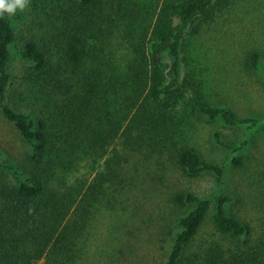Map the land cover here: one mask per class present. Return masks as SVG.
<instances>
[{"label": "trees", "instance_id": "1", "mask_svg": "<svg viewBox=\"0 0 264 264\" xmlns=\"http://www.w3.org/2000/svg\"><path fill=\"white\" fill-rule=\"evenodd\" d=\"M237 4L36 0L27 11L0 17V115L27 148L20 163L0 152V264L102 263L112 246L91 250L92 240L103 223L109 242L124 231L125 223L111 218L127 210L123 197L136 181L152 196L164 194L162 202L177 214L160 264H264V245H251L249 225L230 211L231 196L200 195L180 182L224 176L223 164L200 150L203 124L249 130L237 147L215 133L232 153L264 130L263 117H239L192 88L188 73L181 76L192 39ZM30 21L41 28H25ZM33 29L43 35H30L17 49L28 65L23 79L35 107L23 109L12 98L9 63L17 32ZM245 56L246 71L262 73L260 54ZM230 161L244 166L240 156ZM208 220L220 238L192 258Z\"/></svg>", "mask_w": 264, "mask_h": 264}, {"label": "rangeland", "instance_id": "2", "mask_svg": "<svg viewBox=\"0 0 264 264\" xmlns=\"http://www.w3.org/2000/svg\"><path fill=\"white\" fill-rule=\"evenodd\" d=\"M32 1L36 2L29 0L24 11L31 8ZM238 1L239 4L230 11L227 10L209 29H203L201 34L192 39L190 47H194L193 53L190 49L188 54H182L186 60L182 62L181 76L188 73L191 87L203 92L211 103L227 104L239 117L259 119L264 118V0ZM55 13L58 15L57 9H52V19ZM41 17H45L44 14ZM25 26L40 29L42 25L39 22L32 24L30 21ZM20 32L22 31L17 32L16 45L9 63L14 89L12 98L23 109L35 108L34 98L23 79L28 65L17 53V49L30 35H35L38 39L43 33L34 29L23 34ZM253 50L261 56L262 73L257 70L248 72L244 68L245 55L247 51ZM203 125L199 138L200 150L213 162L223 164L224 176L221 182L212 174L198 179L180 177L182 187L208 197L220 192L227 193L233 198L230 211L250 227L249 238L253 241L251 245L259 241L264 245V240H260L264 239V130L239 153H232L217 144L215 133L226 145L237 147L249 130L245 127L224 126L218 122ZM26 150V144L0 115L2 157L7 161L20 163ZM234 155L242 157L243 167L230 166ZM131 185L133 190L129 189L127 197H123L124 200L126 198L124 202L127 210L119 215L113 214L111 218L120 220L121 224L125 223L124 231L121 235L117 233V236L116 232H112V237L115 235L116 238L109 242L105 240L109 227L103 223L100 231L97 229L99 233L92 240L91 250L94 245L106 246L104 249L107 250V244H110L112 248L109 256L101 258L102 263L94 264H160L166 260L171 246L167 229L173 225L177 214L162 202L164 194L156 192L158 195L152 196L146 190L147 187L138 181ZM219 238L208 220L191 247V257L193 258V253L202 252L206 245ZM247 253L251 256L252 251L247 250ZM243 260L253 261L246 258Z\"/></svg>", "mask_w": 264, "mask_h": 264}, {"label": "clouds", "instance_id": "3", "mask_svg": "<svg viewBox=\"0 0 264 264\" xmlns=\"http://www.w3.org/2000/svg\"><path fill=\"white\" fill-rule=\"evenodd\" d=\"M29 0H0V17H12L22 12Z\"/></svg>", "mask_w": 264, "mask_h": 264}]
</instances>
